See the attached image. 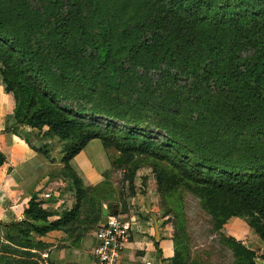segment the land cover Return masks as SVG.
Here are the masks:
<instances>
[{"label":"trees","instance_id":"1","mask_svg":"<svg viewBox=\"0 0 264 264\" xmlns=\"http://www.w3.org/2000/svg\"><path fill=\"white\" fill-rule=\"evenodd\" d=\"M164 1L140 21L134 44L117 58L112 39L120 26L114 15L127 14L117 0H0V62L7 67L2 81L11 93L20 85L32 90L23 107H16L17 125L46 128L45 136L66 142L61 171L75 189L72 208L56 220L49 221L55 212L36 192L24 220L0 221V228H15L28 239L31 232L43 235L78 220L91 186H84L70 161L99 139L104 148L120 153L117 166L135 155L167 161L175 172L156 171L158 191L189 187L212 215L215 232L231 217H244L264 242L263 161L243 158L237 134L208 132L209 123L223 126L224 111L235 110V120H254L255 128L263 124L264 0H236L235 6L226 0H169L180 8L160 20ZM187 23L210 27L200 40L201 48L212 52L207 60L198 56L185 64L182 55L175 62L161 54L163 44L156 48L158 35L180 34ZM192 116L202 122L195 133ZM40 151L50 159L46 145ZM6 160L0 151V167ZM221 235L244 264H259L255 250ZM161 260L186 264L178 251L169 263Z\"/></svg>","mask_w":264,"mask_h":264},{"label":"rangeland","instance_id":"2","mask_svg":"<svg viewBox=\"0 0 264 264\" xmlns=\"http://www.w3.org/2000/svg\"><path fill=\"white\" fill-rule=\"evenodd\" d=\"M157 2L158 0H117L119 8L122 6L127 9L126 18L122 13L119 17L114 15L116 25L120 26V33L115 34L112 39L113 54L117 58L124 56L134 44V39L138 35L135 33H138L141 28L140 21L150 10H153V6L158 9ZM231 2V5L234 6L238 4L236 0H226L225 4L228 5ZM164 3L165 6L160 9V18H162L160 20L174 17L172 10H178L181 5L180 3L172 4L169 0H165ZM128 21L131 23L128 24ZM204 31H210L207 24L190 26L187 23L180 34H169L163 37L158 35L155 40L156 48L163 44L164 48L162 47L161 54L174 59L175 62H180L182 55L187 57L185 64L198 56H203L207 60L212 52L201 48L203 42L200 40L205 37L202 34ZM5 68L7 67L0 62L1 77ZM111 85L115 87L117 83L112 81ZM30 93L32 90L27 85H20L13 92L18 109L23 107L21 103L28 100ZM194 99L193 96L190 98L191 101ZM40 100L42 103L48 102L42 96H40ZM204 110L205 114H208L209 109ZM234 114H236L235 110L224 111L222 114L224 119L219 120V122H223V126L219 129L209 123V134H224L225 136L237 134L238 149L242 150L241 153L246 151L243 158L253 159V157L260 156V160L264 163V119L261 127L255 128L254 120L248 119L244 122L235 120ZM192 118L190 130L191 133H195L199 130L198 124L202 122L197 123L194 121L196 117L192 116ZM100 120L105 121L103 117ZM45 131L46 128L37 129L33 135L41 140L42 146L48 147L50 160H58L62 156L66 142L61 141L58 137L45 136ZM102 148L104 157L102 155V161L99 162L104 165L107 161L109 167L103 171V179L85 191L81 209L82 216L88 220L96 217L101 218L100 209L104 204L123 214H138L141 221L149 215V226L152 227L153 220H157L161 236L164 235L166 239L170 240V247L174 249V254L175 251L180 252L186 264H244L242 260L233 255L230 244L221 235L223 233L226 237H231V233L224 230L225 226L221 229V233L214 231L212 215L204 207L202 199L196 196L189 187L180 185L163 194L158 191L156 171L175 172L167 161H161L148 155H135L131 160L117 166L115 161L118 160L120 153L114 148L106 149L103 146ZM100 155L101 153H99ZM47 180L50 185L46 192L51 193V199L57 197L63 199V205L66 207H71L75 203L73 182L62 171H51ZM131 185L134 186V189L131 188ZM146 202L152 203L154 207L150 213H147V216H144L147 209ZM236 220V236L232 237L255 250L258 256L257 262L264 264V242L250 227L246 218L236 217ZM154 236L155 233L152 231L149 237L153 242L156 241ZM158 253L163 256L162 252L158 251ZM166 260V263H169L168 259Z\"/></svg>","mask_w":264,"mask_h":264},{"label":"crops","instance_id":"3","mask_svg":"<svg viewBox=\"0 0 264 264\" xmlns=\"http://www.w3.org/2000/svg\"><path fill=\"white\" fill-rule=\"evenodd\" d=\"M15 111L14 95L6 90L0 76V151L7 157L5 164L0 167V221H23L24 210L32 194L36 192L45 200L44 207L55 212L49 221L56 220L65 210L72 208L63 205L61 198L44 197L50 185L47 180L50 172L61 171L65 166L61 161L62 156L51 162L40 151L43 147L41 140L33 135L37 129L17 125ZM102 146L99 139H93L70 161L86 187L99 183L103 179V171L109 167L107 161L104 165L99 162L102 161V155L104 157ZM146 205L148 210L146 209L144 216L154 207L152 203L146 202ZM106 207L104 204L102 210ZM148 218L149 215L136 223L131 241L124 251V264H162L161 258L169 259L174 256L170 240L164 235L160 240H156L154 236L159 241L158 244L149 237L152 231L155 233L157 220L154 219L153 226L150 227ZM93 220L80 215L78 220L43 235L31 232L28 239L20 235L17 229L2 226L0 264H21L24 259L36 264H93L95 233L103 217L97 223H92ZM242 220L244 221L243 218ZM236 222V217H231L224 225V230L232 236H236ZM28 252L31 254L27 255Z\"/></svg>","mask_w":264,"mask_h":264},{"label":"built area","instance_id":"4","mask_svg":"<svg viewBox=\"0 0 264 264\" xmlns=\"http://www.w3.org/2000/svg\"><path fill=\"white\" fill-rule=\"evenodd\" d=\"M50 198L51 193L45 192ZM103 220L96 229V244L92 251L93 264H124V251L131 241L134 227L140 215L133 213L114 214L108 207L102 210ZM146 216V215H145Z\"/></svg>","mask_w":264,"mask_h":264},{"label":"water","instance_id":"5","mask_svg":"<svg viewBox=\"0 0 264 264\" xmlns=\"http://www.w3.org/2000/svg\"><path fill=\"white\" fill-rule=\"evenodd\" d=\"M104 212H105V208H104ZM112 212L114 214L118 213V211L116 209L112 210ZM155 233H156V235H155L156 240H160L161 239V233H160V227H159V224L157 221L155 222Z\"/></svg>","mask_w":264,"mask_h":264}]
</instances>
